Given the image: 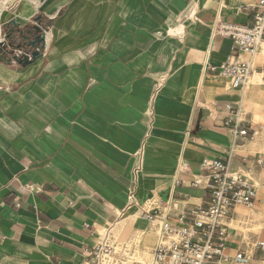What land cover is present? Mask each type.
<instances>
[{
    "label": "crops",
    "instance_id": "1",
    "mask_svg": "<svg viewBox=\"0 0 264 264\" xmlns=\"http://www.w3.org/2000/svg\"><path fill=\"white\" fill-rule=\"evenodd\" d=\"M256 3L0 0V37L37 17L46 28L41 56L0 62V264H101L99 229L122 223L154 247L143 212L172 191V214L191 223L210 199L204 159L264 183L253 161L264 129L233 133L264 115V42L250 55L210 39L216 16L251 26ZM206 57L249 62L252 73L233 87L203 70ZM234 216L229 224L244 219ZM228 227L233 252L241 243ZM258 249L246 264L264 263Z\"/></svg>",
    "mask_w": 264,
    "mask_h": 264
},
{
    "label": "built area",
    "instance_id": "2",
    "mask_svg": "<svg viewBox=\"0 0 264 264\" xmlns=\"http://www.w3.org/2000/svg\"><path fill=\"white\" fill-rule=\"evenodd\" d=\"M255 8L251 26L224 22L216 16L211 25L210 39L229 37L239 51L254 55L264 42V0H257ZM26 55L29 56V53L21 48L14 49L10 57L21 58ZM203 70L217 71L228 77L233 87H242L252 73L249 62L227 60L215 66L207 57ZM262 129L264 115L250 121L245 127H235L233 133L235 136L253 138ZM253 161L264 168V149L254 156ZM201 167L206 173V189L210 199L206 209L193 214L191 223L185 222L181 215L172 214V191L159 206L143 212L145 219L156 222L158 226L156 243L148 264H246L252 257L242 248L230 252L227 240L228 223L233 218L235 209L253 206L256 186L246 175L229 171L228 162L220 157L204 159ZM100 240L92 251L97 260L112 251L106 236ZM255 247L264 251V241H258Z\"/></svg>",
    "mask_w": 264,
    "mask_h": 264
},
{
    "label": "rangeland",
    "instance_id": "3",
    "mask_svg": "<svg viewBox=\"0 0 264 264\" xmlns=\"http://www.w3.org/2000/svg\"><path fill=\"white\" fill-rule=\"evenodd\" d=\"M254 185L258 190V200L251 207H239L236 209V213L244 215L243 220H239L238 223L234 224L232 219L228 223L237 233L238 241L241 243L242 248L248 254L249 250L255 247L258 241H264V183L255 179ZM152 223V221L150 222ZM153 224V223H152ZM156 229V237L158 234L157 223H154ZM120 227L119 235L115 236V230ZM258 227H263L259 232L256 231ZM130 231V227L122 225H114L113 227L106 228L102 227L99 229L101 237H107V243L111 246L112 251L109 255H103L102 261L104 264H148L151 259L152 247L142 248L136 242V232ZM248 236L246 238L245 236ZM256 257H264V251L258 249ZM242 264V263H240Z\"/></svg>",
    "mask_w": 264,
    "mask_h": 264
},
{
    "label": "water",
    "instance_id": "4",
    "mask_svg": "<svg viewBox=\"0 0 264 264\" xmlns=\"http://www.w3.org/2000/svg\"><path fill=\"white\" fill-rule=\"evenodd\" d=\"M11 23L16 26L15 20H11ZM0 38L3 39L0 41V62L9 64L11 61H15L26 65L41 56L45 45L46 28L37 17L35 23L27 29L10 28L3 31ZM21 48L28 52L29 56L10 57L14 49Z\"/></svg>",
    "mask_w": 264,
    "mask_h": 264
},
{
    "label": "trees",
    "instance_id": "5",
    "mask_svg": "<svg viewBox=\"0 0 264 264\" xmlns=\"http://www.w3.org/2000/svg\"><path fill=\"white\" fill-rule=\"evenodd\" d=\"M6 27H7V29H10V27H11V24L9 23V24H8Z\"/></svg>",
    "mask_w": 264,
    "mask_h": 264
},
{
    "label": "bare ground",
    "instance_id": "6",
    "mask_svg": "<svg viewBox=\"0 0 264 264\" xmlns=\"http://www.w3.org/2000/svg\"><path fill=\"white\" fill-rule=\"evenodd\" d=\"M102 260H103V259H102ZM101 264H104V261H102Z\"/></svg>",
    "mask_w": 264,
    "mask_h": 264
}]
</instances>
